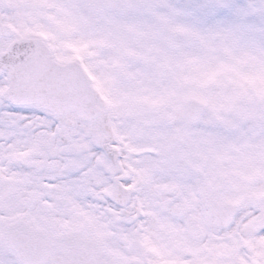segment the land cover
Returning a JSON list of instances; mask_svg holds the SVG:
<instances>
[{
  "label": "snow or ice",
  "instance_id": "6c2138e0",
  "mask_svg": "<svg viewBox=\"0 0 264 264\" xmlns=\"http://www.w3.org/2000/svg\"><path fill=\"white\" fill-rule=\"evenodd\" d=\"M0 264H264V0H0Z\"/></svg>",
  "mask_w": 264,
  "mask_h": 264
}]
</instances>
